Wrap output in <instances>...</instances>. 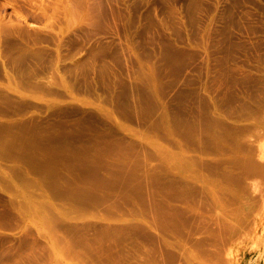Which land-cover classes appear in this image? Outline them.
Returning a JSON list of instances; mask_svg holds the SVG:
<instances>
[{"label":"rangeland","instance_id":"obj_1","mask_svg":"<svg viewBox=\"0 0 264 264\" xmlns=\"http://www.w3.org/2000/svg\"><path fill=\"white\" fill-rule=\"evenodd\" d=\"M0 142V264H264V0H0Z\"/></svg>","mask_w":264,"mask_h":264},{"label":"bare ground","instance_id":"obj_2","mask_svg":"<svg viewBox=\"0 0 264 264\" xmlns=\"http://www.w3.org/2000/svg\"><path fill=\"white\" fill-rule=\"evenodd\" d=\"M8 135H9V134H8ZM4 138H5V137H4ZM31 138H32V137H31ZM31 138H30V139H31ZM1 139H2V138H1ZM2 140H3V139H2ZM27 141H28V140H27ZM19 142H20V141H19ZM0 143H1V142H0ZM21 143H22V142H21ZM13 144H14V143H13ZM0 145H1V144H0ZM18 145H19V144H18ZM9 146H12V145L10 144ZM13 146H14V145H13ZM2 147H3V146H2ZM5 147H8V146H5ZM14 148H17V147L15 146ZM7 149H8V148H7ZM9 149H10V148H9ZM22 149H23V148H22ZM2 150H3V149H2ZM2 150H1V148H0V152H1ZM10 151H11V149H10ZM12 151H13V150H12ZM19 151H20V150H19ZM19 151H17V152H19ZM2 152H3V151H2ZM6 152H7V151H6ZM20 152H21V151H20ZM22 152H24V151H22ZM31 152H32V151H31ZM33 152H34V151H33ZM36 153H37V152H36ZM44 153H45V152H44ZM0 154L2 155V154H4V153H0ZM17 154H18V153H17ZM22 154H23V153H22ZM37 154H38V153H37ZM13 155H14V154H13ZM18 155H19V154H18ZM26 155H27V154H26ZM39 155H40V154H39ZM42 155H43V154H42ZM4 156H5V155H4ZM6 156H7V154H6ZM6 156H5V157H6ZM14 156H15V155H14ZM16 156H17V155H16ZM16 156H15V157H16ZM22 156H23V155H22ZM22 156H21V157H22ZM28 156H29V155H27V157H28ZM29 157H30V156H29ZM35 157H36V155H35ZM3 158H4V157H3ZM22 158H23V157H22ZM36 158H38V157H36ZM36 158H35V159H36ZM38 160H40V158H39ZM44 160H45V159H44ZM7 161H8V160H7ZM6 165H7V164H6ZM14 165L17 166V163H15ZM39 165H40V163H39ZM41 165H42V164H41ZM2 167H5V166H2ZM8 167H9V170H10V169L12 170V168H10V166H8ZM8 167H7V168H8ZM11 167H12V165H11ZM5 168H6V167H5ZM15 168H16V167H15ZM22 168H23V167H22ZM38 168H39V166H38ZM40 168H41V167H40ZM40 168H39V169H40ZM23 169H24V168H23ZM11 170H10V171H11ZM13 170L15 171V169H13ZM16 170L18 171V169H16ZM42 170H43V169H42ZM29 171H30V170H29ZM38 171H39V170H38ZM44 171H45V170H44ZM15 172H16V171H15ZM23 172H24V171H23ZM41 172H42V171H41ZM45 172H47V170H46ZM45 172H42L41 174H43V173H45ZM6 173H7V172H6ZM29 173H31V172H29ZM36 173H37V170H36ZM39 173H40V172H39ZM22 174H23V173H22ZM41 174H40V175H41ZM45 174H46V173H45ZM45 174H43V175H45ZM16 175H17V174H16ZM20 176H21V174H20ZM38 176H39V174H38ZM41 176H42V175H41ZM45 176H46V175H45ZM0 177H2V176H0ZM2 178L4 179V177H2ZM24 178H26V177L24 176ZM17 179H18V178H17ZM17 179H16V180H17ZM7 181H9V180H7ZM1 182H2V181H1ZM43 182H44V181H43ZM43 182H41V183H43ZM12 184H13V183H12ZM21 184H22V183H21ZM21 184H20V185H21ZM43 184H45V183H43ZM22 185H23V184H22ZM47 185H48V184H47ZM3 186H4V185H3ZM10 186H11V185H10ZM31 186H33V185H31ZM43 186H44V185H43ZM36 187H37V186H36ZM41 187H42V186H41ZM11 188H14V187H11ZM44 188H45V187H44ZM21 189H22V188H21ZM25 189H26V188H25ZM1 195H2V194H1Z\"/></svg>","mask_w":264,"mask_h":264},{"label":"crops","instance_id":"obj_3","mask_svg":"<svg viewBox=\"0 0 264 264\" xmlns=\"http://www.w3.org/2000/svg\"><path fill=\"white\" fill-rule=\"evenodd\" d=\"M24 142H25V140H24ZM24 148H26V147H24Z\"/></svg>","mask_w":264,"mask_h":264}]
</instances>
